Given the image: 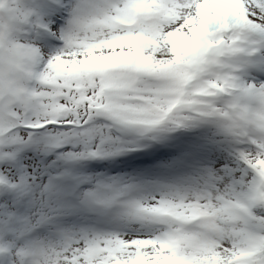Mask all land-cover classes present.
<instances>
[{"label":"snow or ice","instance_id":"1","mask_svg":"<svg viewBox=\"0 0 264 264\" xmlns=\"http://www.w3.org/2000/svg\"><path fill=\"white\" fill-rule=\"evenodd\" d=\"M0 264H264V0H0Z\"/></svg>","mask_w":264,"mask_h":264}]
</instances>
